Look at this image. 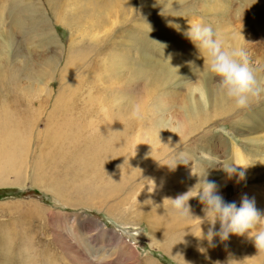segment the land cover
Masks as SVG:
<instances>
[{"label": "rangeland", "instance_id": "374dc122", "mask_svg": "<svg viewBox=\"0 0 264 264\" xmlns=\"http://www.w3.org/2000/svg\"><path fill=\"white\" fill-rule=\"evenodd\" d=\"M111 2L0 0V102L13 94L36 105L50 92L47 104L40 101L27 153L0 170L6 192L0 197V264H166L162 257L172 264H264V251L247 235L214 237L215 246L195 236L211 225L194 180L207 168L220 192L227 189L226 201L239 205L246 194L264 209V93L237 108L175 28L211 25L226 46L248 53L264 85V0H118V9L102 8ZM112 53L119 57L114 68ZM141 56L148 60L144 66ZM76 80L111 107L101 115L84 113L80 134L64 133L49 152L45 114ZM78 104L89 108L87 93ZM136 107L140 117L130 119ZM126 119L134 135L122 153L113 125ZM180 157L185 163L171 168ZM228 162L248 165L246 180L228 178L222 169ZM32 190L37 194H27ZM187 192L193 217H180L167 199Z\"/></svg>", "mask_w": 264, "mask_h": 264}, {"label": "clouds", "instance_id": "9594fccd", "mask_svg": "<svg viewBox=\"0 0 264 264\" xmlns=\"http://www.w3.org/2000/svg\"><path fill=\"white\" fill-rule=\"evenodd\" d=\"M173 23V22H171ZM175 24V23H173ZM176 29L182 31L183 35L198 49L199 56L207 64V70L217 78L218 88L223 96L234 101L237 108L247 107L253 99H259L264 93V85L257 79L255 71L251 67L248 53L242 47L226 46L225 41L218 35L211 25L203 22L188 24L186 29H181L175 24ZM140 117V109L134 108L129 115L130 119ZM184 158H175L174 167ZM248 165H240L228 162L222 169L228 178L239 181L246 180L245 169ZM207 169V168H206ZM201 176L200 187L196 195L204 205L203 211L210 223L207 234L201 229L198 238L207 240L210 246H215L214 237L221 241H227L230 235L249 236L254 246L264 251V209L258 208L254 197L246 194L241 197L239 205L224 199L216 181L207 178V172ZM155 186L154 182H152ZM189 192L168 198L171 208L180 217L192 216L188 200ZM219 221L220 228L215 230V224ZM200 251H204L203 248Z\"/></svg>", "mask_w": 264, "mask_h": 264}, {"label": "bare ground", "instance_id": "6f19581e", "mask_svg": "<svg viewBox=\"0 0 264 264\" xmlns=\"http://www.w3.org/2000/svg\"><path fill=\"white\" fill-rule=\"evenodd\" d=\"M117 4H119L118 0H112L111 3H109L106 6H102V8H105L104 10H107V9L111 8V7H108L109 5H117ZM118 6L119 5L116 6V9H118ZM99 7H101V6H98V8ZM98 8H97V10L99 12L104 11V10H101ZM92 10L94 11L96 9L93 8ZM93 11H92V13H93ZM96 17H98V15ZM127 38H128V40H126V43L128 45H132L133 43L136 42L135 38H133V36L131 37V35H130V37H127ZM141 38H142L140 40L141 45H147L146 37L142 36ZM79 41H81V40H79ZM110 58H109V60H110L111 68L118 66L117 61L119 60L118 59L119 57H117L115 53L114 54L112 53ZM146 59H147L146 57L141 56L139 64H141L143 66L146 65L148 62V60H146ZM68 64L70 66L69 62H68ZM107 67L109 68V65ZM67 68L64 71V74L67 73V71H68ZM48 77H50V76H48ZM64 91H65V94L60 95L56 99L54 107L50 111H47L45 114L46 127H45V134H44L43 142L50 149L49 152L53 151V150H51V146H52L53 141L56 138H62L64 133H66L68 135V137L76 136V135H78V133L80 134V132L82 131V127H81V124L79 123L78 120H79V118L81 119L84 117V113L90 114L88 112L89 110H96V111H99L100 112L99 115H101L104 111H107L111 107V105H106L105 103L99 101L98 96L92 97L90 95V91L89 90L85 91L84 86L79 85V82H77V80L74 84L68 85V87H66V89ZM83 92L88 94V99H89V108L85 109V110H84V107H79V104H78V101L81 98V93H83ZM21 93L22 92H20V94ZM98 94L102 95V94H107V93H97V95ZM49 96H50V92H47V96H44V98L42 97L41 99L37 100L36 102H38V104H36V105H31L30 102L32 100L23 102V101H21V98H18L17 96H14L13 94L9 95L8 97H5L2 100V102H0V170H2L5 167L10 168V167L14 166V164H15L14 162L21 160L24 157V155L27 153L28 147L30 148V145H31L30 134L34 131L33 128H34L36 122L38 121L39 112H40L39 110L41 108L40 101H43L47 104L49 101V98H48ZM34 99H36V98L34 97ZM95 102L99 103L96 107L93 106V104ZM113 127H114L113 128L114 140L115 141L120 140V144L116 146V150L123 151L122 153H126V149L128 147V144L130 143V141L134 135V132H133L134 130H132V128H131L132 123L129 121V119H126V120H122L121 124L113 125ZM38 137H39V133L35 136V143L38 142ZM135 137H138L137 134ZM94 148L98 150L97 152L99 154L103 153V151L100 149L99 145H96ZM113 152L114 151H112V150L107 151L106 156H107L108 160L113 159V157H112ZM72 156L73 155H71V157ZM46 157H47V162H48L51 158V154H47ZM61 157L64 158L65 156L62 155ZM67 157H68V161H71V159H70L71 157L70 156H67ZM73 158L79 160L80 163L84 162L83 156L81 157L80 155H76V156L74 155ZM92 158H93V156L89 160L88 157H85V161H91ZM202 175L203 174H201L200 172L196 174L195 179H194L196 183H199ZM219 186H221V185H219ZM178 188H180V187H178ZM171 190L173 192H178L177 188H175V190H173V189H171ZM226 192H227L226 188L221 190V194L223 196H224V193H226ZM158 195L161 199L167 198V195L162 193V192L158 193ZM164 195H166V196H164ZM242 195H244V194H242ZM169 197H171V196H169ZM150 198H153V197H149V199ZM154 198H157V196L154 195ZM224 199L227 200L226 198H224ZM166 203L168 204V202H166ZM189 203H190V199L188 200V204ZM190 211H191V213H194L192 211L191 207H190ZM166 212L167 213H174V211H172V210H167ZM165 217H166L165 221L169 220L168 216H165ZM171 223H175V220H172Z\"/></svg>", "mask_w": 264, "mask_h": 264}, {"label": "trees", "instance_id": "16d2710c", "mask_svg": "<svg viewBox=\"0 0 264 264\" xmlns=\"http://www.w3.org/2000/svg\"><path fill=\"white\" fill-rule=\"evenodd\" d=\"M30 192H33L34 194H37V192L36 191H33V190L32 191H28L27 194L30 193ZM5 193L6 192H4L3 190L0 189V197L3 196ZM161 260H162L163 263L172 264L170 262V260L168 258H166V257H162Z\"/></svg>", "mask_w": 264, "mask_h": 264}]
</instances>
